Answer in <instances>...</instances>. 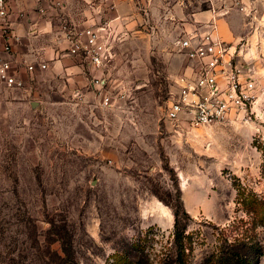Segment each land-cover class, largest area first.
Masks as SVG:
<instances>
[{
    "label": "rangeland",
    "instance_id": "374dc122",
    "mask_svg": "<svg viewBox=\"0 0 264 264\" xmlns=\"http://www.w3.org/2000/svg\"><path fill=\"white\" fill-rule=\"evenodd\" d=\"M61 1L59 25L86 19L85 2ZM125 4L101 86L27 99L0 82V264H177L179 199L186 264H264V226L242 204L264 197V0L253 17L228 15L238 62L255 71L252 114L197 129L166 111L189 67L177 43L206 6Z\"/></svg>",
    "mask_w": 264,
    "mask_h": 264
},
{
    "label": "built area",
    "instance_id": "2783aa9c",
    "mask_svg": "<svg viewBox=\"0 0 264 264\" xmlns=\"http://www.w3.org/2000/svg\"><path fill=\"white\" fill-rule=\"evenodd\" d=\"M17 0H0V39L2 51L12 52L13 43L20 42L16 34V17L24 19L25 13L16 7ZM112 4L123 0H98ZM206 11L213 14L209 23L189 31L177 43L178 51L189 61L188 69L180 76V91L168 105L166 118L171 122L182 119L191 128L212 127L232 121H243L252 114L257 101V83L254 68L240 64L241 51L232 43L217 36L216 19L238 12L253 17L259 0H200ZM67 54L88 61L95 70H102L111 59L112 26L101 24L85 28H63ZM1 45V44H0ZM37 67L46 70L45 63H29L27 70L34 75ZM0 82L9 88H23V81L11 61L0 57ZM101 86V77H94ZM104 103H112L110 94L104 95Z\"/></svg>",
    "mask_w": 264,
    "mask_h": 264
},
{
    "label": "crops",
    "instance_id": "0c3cea01",
    "mask_svg": "<svg viewBox=\"0 0 264 264\" xmlns=\"http://www.w3.org/2000/svg\"><path fill=\"white\" fill-rule=\"evenodd\" d=\"M87 4L86 19L78 23L76 19H66L58 24L55 14L59 6L64 7L61 0H17L16 7L25 13L24 19H16L15 31L20 42L13 43L12 52L6 54L2 51L3 41L0 39V57L12 62L18 79L23 81V88H15L19 94L27 99L37 98L44 93L85 95L91 78L95 75V68L80 57H71L67 54V46L63 39V28H85L110 24L120 20V12L127 0L106 4L98 0H81ZM213 14L208 11L194 14L195 23L191 30L209 23ZM108 19V20H106ZM69 21V22H68ZM218 24L217 36L231 43L234 40L232 30L237 29L236 15L216 19ZM64 48L59 42V36ZM29 63H45L46 70L37 67L34 75L27 70ZM94 78V77H93ZM92 86V84L90 85Z\"/></svg>",
    "mask_w": 264,
    "mask_h": 264
},
{
    "label": "trees",
    "instance_id": "16d2710c",
    "mask_svg": "<svg viewBox=\"0 0 264 264\" xmlns=\"http://www.w3.org/2000/svg\"><path fill=\"white\" fill-rule=\"evenodd\" d=\"M254 146L258 149L259 152L262 153L263 157V164H262V176L264 178V137L255 139ZM243 193L239 192V197H241ZM163 200V199H162ZM165 201V200H164ZM259 201V202H258ZM243 205H246L248 207L247 211L248 213L253 214L255 217L253 218L255 222H259L264 226V197L261 198V201L252 198L249 194L248 197L245 199V201L242 202ZM257 204L261 205L263 207L261 209V212H259L257 209H253V206H257ZM173 209L174 217H175V224H174V249L177 254V264H186L185 262V239H186V231L188 228V225L186 224V220L190 219L189 214L182 206V202L179 199V202L177 205L170 204Z\"/></svg>",
    "mask_w": 264,
    "mask_h": 264
}]
</instances>
